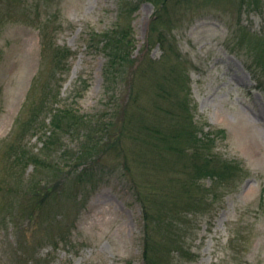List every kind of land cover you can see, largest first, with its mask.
<instances>
[{
  "label": "rangeland",
  "instance_id": "obj_1",
  "mask_svg": "<svg viewBox=\"0 0 264 264\" xmlns=\"http://www.w3.org/2000/svg\"><path fill=\"white\" fill-rule=\"evenodd\" d=\"M118 1L20 0L10 8L0 0V264H145L143 210L121 162L109 159L86 182L78 177L91 166L74 163L84 127L65 133L62 148L49 156L66 169L54 178L38 174L51 180L56 191L41 219L25 215L22 206L34 166L17 167L9 153L11 140L18 137L17 123L29 111L26 101L36 78L42 79L37 93L50 84L60 110L72 109L88 124L93 118L107 120L115 99L105 93L108 58L99 39L92 38L114 27ZM156 12L154 4L144 2L132 21L126 71L132 66L144 71L134 85L140 98L130 111L132 129L142 120L150 123L155 80L170 68V61L160 62L161 46L151 43L152 33L158 40L152 32ZM170 16L175 22L174 42L168 39L173 58L180 54L190 61L195 120L213 132V152L240 167L237 181L215 190L217 200L207 192L208 202L214 201L211 209L190 216L193 232L184 246L189 256L176 253L170 264H264V0H181ZM43 32L54 49H43ZM60 48H68L71 56L56 60ZM151 60L157 66L145 75ZM120 91L127 101L129 81ZM51 118L45 113L41 119L49 125ZM45 141L39 131L22 140L28 146L23 150L39 153ZM133 153L132 168L143 178ZM172 155L165 156L169 168L180 170ZM16 180L24 186L13 192L10 184Z\"/></svg>",
  "mask_w": 264,
  "mask_h": 264
},
{
  "label": "trees",
  "instance_id": "obj_2",
  "mask_svg": "<svg viewBox=\"0 0 264 264\" xmlns=\"http://www.w3.org/2000/svg\"><path fill=\"white\" fill-rule=\"evenodd\" d=\"M4 1L11 8L20 0ZM144 2H150L156 7L152 32H156L158 40H153L152 33L151 43L161 46L164 55L160 62L170 61V68H165L164 74L155 80L156 91L150 101L156 107L147 113L150 123L142 120L135 123L136 129H132L130 111L135 109L134 106L140 98L137 93L134 95V85L144 71L141 66L133 70L132 66L130 70H126L131 55L129 48L132 45L130 35L133 32V17ZM176 4H181V0H119L118 19L114 27L107 33L93 36V41L99 39L96 43L102 45L101 49L108 58L105 70L106 96L112 94L115 97L111 102L112 111L106 121L93 118L88 121L91 124H88L87 120L81 119L72 109L60 110V100H57V94L50 84L44 88L42 94L37 93L42 80L39 77L34 79L27 97L26 108L29 111L17 123L18 137L13 138L9 144L10 156L14 158L17 167L25 169L29 165L34 166L36 175L25 186L19 180L10 185L13 186V192L21 186L28 189V193H23L22 206L25 208V215L37 220L47 214V205L56 194L51 186L52 181L41 179L38 174L48 173L54 178L66 169L60 161L49 160L50 154L62 148V136L65 133L84 127L86 132L81 134L79 152L74 163L77 167L89 163L91 166L83 168L78 177H86L83 180L86 182L87 176L92 175L97 170L95 168L104 169L102 167L107 165L109 159L121 162L123 171L135 191V198L143 210L145 264H170L174 254L184 255L187 252L184 249L185 238L193 232L190 216L206 213L214 202H208L207 192L213 193L217 200L215 190L233 184L240 176L239 166L213 152V132H205L202 124L195 120V111L192 110L190 99V61L183 59L180 54L178 60L174 59V46L168 45L169 38L174 42L172 33L175 22L170 14L171 8ZM43 33V49H54L47 33ZM46 52L44 51L45 54ZM70 56V50L63 48L57 52L56 60ZM149 65L145 75L157 66L153 60ZM262 69L264 70V58ZM57 79L59 81L61 78ZM125 81H129L131 89L127 101L123 100L120 91ZM45 113L52 115L49 125L41 119ZM39 131H43L46 137L43 149L39 153H27L23 149L28 146L22 144V140L27 136H34ZM129 143L133 144V148L128 146ZM132 153L134 161L141 164L143 178H137V173L132 168L129 160ZM168 153L173 154L172 157L180 170L169 168L168 159L165 157ZM174 174L179 176L173 177ZM204 180H210L212 185L207 188L202 183ZM33 226L36 228L37 224ZM50 240L54 241V237L49 238ZM53 245L57 246L55 242ZM185 255L189 256V253Z\"/></svg>",
  "mask_w": 264,
  "mask_h": 264
}]
</instances>
